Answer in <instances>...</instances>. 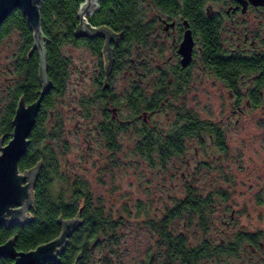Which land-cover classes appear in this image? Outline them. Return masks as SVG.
Instances as JSON below:
<instances>
[{
	"label": "rangeland",
	"instance_id": "obj_1",
	"mask_svg": "<svg viewBox=\"0 0 264 264\" xmlns=\"http://www.w3.org/2000/svg\"><path fill=\"white\" fill-rule=\"evenodd\" d=\"M137 6L143 12V23L158 13L149 0H139ZM245 17L246 27L256 30L258 13L249 11ZM231 33L226 23L222 34L225 45H233ZM20 40L14 30L0 45V88L13 83ZM160 43L164 51L159 56L144 47L133 51L137 63L146 61L133 80L134 87L144 90L145 99L160 84L159 74L173 66L168 60L173 52L170 37H163ZM62 50L71 61L69 77L64 91L46 109L42 125L45 136L39 141L40 146L52 151L58 163L57 174L51 178L52 194L70 199L74 183L82 182L93 202L102 205L105 214L120 220L118 242L100 236L102 244H89L88 264H141L148 256H152V264H162L164 245L151 223L183 199L189 189L212 200L206 228L200 226L197 215H184L169 224L174 233L184 234L190 245L203 240L228 245L236 242L240 232L258 235V242L264 243L263 107L246 105L244 97L236 103L225 85L196 57L183 82L164 94L145 125L154 132L170 133L184 123L186 112L192 113L221 130L226 148H219L214 134L204 128L184 139L183 153L164 161L155 152L148 158L136 148L142 125L136 123L134 114L133 134L129 128L122 130L115 147L104 144L98 132L102 106L90 98L96 90L92 77L99 61L82 46L65 45ZM116 79V88L124 84L122 76ZM254 247L252 250L243 241L235 254H224L207 263L264 264V247L258 243Z\"/></svg>",
	"mask_w": 264,
	"mask_h": 264
},
{
	"label": "trees",
	"instance_id": "obj_2",
	"mask_svg": "<svg viewBox=\"0 0 264 264\" xmlns=\"http://www.w3.org/2000/svg\"><path fill=\"white\" fill-rule=\"evenodd\" d=\"M139 0H100L98 11L89 16L91 24H97L104 20L105 14L109 19L107 21L113 27L122 21H129L125 18L127 11L133 9V45L142 43V13L138 11ZM160 11L167 13L182 12L192 23L200 22L203 33L205 48L202 61L208 67L214 70L217 75L229 82L235 74L231 73V64L229 58L222 56L220 51L215 50L216 41L214 34L210 29V20L205 15L203 6L212 0H149ZM81 0H42L40 3V27L45 36V50L48 62V74L53 81L54 87L48 93L46 105L51 104L52 98L58 96L62 89V82L66 76L67 59L61 53L62 45L82 42V38H76V28L78 25L77 11ZM206 30V33L203 30ZM19 34L20 45L14 59V79L13 83L0 88V138L4 143L10 138L12 132L11 120L17 100L23 97L25 101L30 102L36 99L37 92L40 89L38 80V55L36 50H32L33 40L32 31L19 9H14L0 25V45L3 39L12 31ZM135 34V35H134ZM144 41V40H143ZM93 45L96 51L99 49L100 42H88ZM246 63V64H245ZM257 60L240 61V65L245 69L257 66ZM186 76L180 79L184 80ZM137 92H141L138 88ZM139 95V94H138ZM139 95L138 100L141 99ZM255 103L257 102V93L252 94ZM139 102V101H138ZM135 105V106H134ZM133 106L137 107L135 98ZM150 108H155V102L149 103ZM184 123L177 125L170 133L156 138L155 132L144 129L141 135V141L138 142V152L143 156H150L153 149H157V156L161 161L167 157L174 156L180 152L184 145L186 137L194 135L197 131L204 128L214 134V140L221 149H225L224 135L218 127L212 123L199 120L194 114L186 112L183 115ZM37 119L32 132L30 133V143L27 152L18 161L21 171L27 167L33 166L39 159H43L40 174L33 187V203L30 207L32 219L24 224L17 225L11 229L7 235L17 234V248L29 249L47 242L58 235L60 225L57 219L72 218L80 216L82 223L73 231L69 241L64 249L67 258L62 257L61 263L72 264L76 257L77 264H88L89 244L92 242L102 244L100 236H105L106 241L118 242L116 228L120 220H115L109 214L104 213L102 205L93 202L91 194L84 183L76 181L73 185L70 199L62 196L55 197L52 194L50 184L51 178L57 174L58 163L56 157L48 147L40 146L39 141L44 138L43 121ZM140 133V132H139ZM162 135V136H161ZM212 200L208 197H201L195 191L189 189L186 196L179 200L172 208L167 209L163 216L156 222H152V229L156 231L159 239L164 245L162 264H208L210 259L224 254H235L238 245L243 241L258 243V235L248 233H238L236 242L212 245L210 241L203 240L196 245H190L187 237L182 233H174L169 224L175 218H181L184 215L190 217L198 216V222L201 227H207V213ZM191 218V217H190ZM0 232H5L4 228ZM107 235V236H106ZM113 251H111L112 253ZM97 264V263H93ZM141 264H152V256H148Z\"/></svg>",
	"mask_w": 264,
	"mask_h": 264
},
{
	"label": "flooded vegetation",
	"instance_id": "obj_3",
	"mask_svg": "<svg viewBox=\"0 0 264 264\" xmlns=\"http://www.w3.org/2000/svg\"><path fill=\"white\" fill-rule=\"evenodd\" d=\"M154 7L158 10L156 16L153 17L150 22L141 23L144 27H142V43L140 44L135 43L133 45V9L131 12L127 11L126 13L125 18L128 19L129 16V21H122L115 25L113 24V27L107 21L109 17L105 14L103 17L106 21L99 22L97 24H91L88 20V16V24L93 31L99 29L102 30V32H99L96 35H76V38H82L83 41L65 44L82 46L93 56L97 57L99 61V65H97L95 69V77L93 78L91 76L94 80L93 82L96 90L90 98L98 101L102 106V119L99 123L98 132L101 134L104 144L109 145L110 147H115V141H117L118 133L122 130L128 131L130 129L129 131H132L133 134V114L136 123L139 122L142 125L139 130L140 139L138 142L141 141V135L144 129L154 132L152 128L146 127L145 125L147 123L149 113H152L154 110V108H150L147 105L155 102L158 106L160 103L159 101L164 98V94L166 95L169 91L175 90V86H177V84L180 85V82H183L180 78L187 75V70L196 60V57H198L200 63H202L205 68L210 70L211 74L214 75L216 79L225 85L228 93L236 103H240L244 97L246 99V105L260 106L264 108V4L254 5L248 0H212L205 3L203 6L204 13L210 20L211 32L215 37V50L220 51L222 56L229 58L232 76L236 73V75H234L229 82L222 80L214 70L208 68L202 61L205 42L203 41V33L200 22H198V24L192 23L182 12L167 13L160 11L156 6ZM249 11L257 12L259 15L258 28L256 30H251L246 27L247 19L245 16ZM96 12H94V14ZM226 23H229L230 28L232 29L231 39L233 45L231 46L227 44L225 45V42L222 39ZM187 29L191 31L193 45L190 62L187 65H183L181 63L182 55L178 52V49ZM203 31L206 33L205 29ZM163 37L166 39L170 37L171 39L173 52L169 55L168 60L172 61L173 66H169L164 73L159 74L161 75L160 84L154 88V91L150 93L151 95L145 99L144 90L137 92V86H133V80L135 75L141 74L139 69L145 67L146 61L142 59L137 63L136 59L133 57V51L137 52L139 48L144 47L145 49H150L156 56L162 55L164 47L160 42ZM90 40H98V42H100L99 49L97 51L93 49V45L88 43ZM158 40H160V42H158ZM65 45H62L61 53L67 59V73L62 82V89L58 95H60L65 89L67 83L66 80L69 77L71 68L70 58L68 55L64 54L62 50ZM249 59L257 60V66L245 69L239 64L240 61L246 62ZM157 72H159L158 69ZM47 75L49 77L48 67ZM117 76H122L124 84H122V86H117L116 88L113 81L117 80ZM171 78L174 81L173 83L170 81ZM49 79L51 81V87L41 100L40 108L35 118V123L39 118L43 121V116L45 115L47 107L52 105L55 98H52L51 104H45L46 98L48 99V93L54 87L53 81L50 77ZM39 85L41 89L40 81ZM40 89L37 92V97ZM253 93H257L256 103L252 97ZM138 94L142 96V101L138 100ZM133 98H135L137 107H134L135 105L133 106ZM25 102L27 104L32 101ZM238 108L240 107L238 106ZM123 109L126 110L125 114ZM198 132L200 131L195 132L194 135H197ZM161 134L165 135L166 133L161 132ZM155 135L156 138L160 137L159 132L155 131ZM28 139L30 141V138ZM138 142L136 143V148L138 147ZM183 151L184 145L182 150L176 155L183 153ZM153 152L157 154L158 150L153 149ZM42 161L43 159H39L33 165L35 166L40 163L35 182L40 174ZM33 166L25 169H30ZM28 213L30 214V208L28 209ZM16 226L17 225H13L8 228L0 226V230L2 228L5 230V232H0V245L5 243L10 237H14V246L17 251H28L35 248L33 247L26 250L17 248V234L12 233L7 235L8 232ZM248 245L252 250H255L254 243L248 242ZM258 245L260 248L264 247V243L262 242H258ZM66 254L63 250L58 254V262H45L44 264L61 263L62 257L67 258ZM0 264H13V260L9 257L0 256Z\"/></svg>",
	"mask_w": 264,
	"mask_h": 264
},
{
	"label": "water",
	"instance_id": "obj_4",
	"mask_svg": "<svg viewBox=\"0 0 264 264\" xmlns=\"http://www.w3.org/2000/svg\"><path fill=\"white\" fill-rule=\"evenodd\" d=\"M42 0H0V25L14 10L19 9L31 31L33 46L38 55V80L41 89L38 97L25 102L23 97L17 100L14 115L11 120L12 132L10 138L4 143L0 138V226L10 227L23 224L32 219L28 209L33 203V186L40 163L30 169L21 171L18 166L19 159L26 153L29 144V135L35 123L43 96L49 91L51 81L47 75V58L44 46L45 36L40 27V3ZM254 5L264 4V0H248ZM100 0H81L77 17L79 20L76 35H92L102 32L89 26L87 17L99 9ZM193 39L191 31L187 29L180 42L178 52L182 55L181 63L190 62ZM60 232L53 239L37 245L28 251H17L14 246V237L0 245V256L9 257L13 264H44L45 262H58L61 253L71 236L82 223L80 216L72 218L59 217ZM79 254L72 264H77Z\"/></svg>",
	"mask_w": 264,
	"mask_h": 264
}]
</instances>
